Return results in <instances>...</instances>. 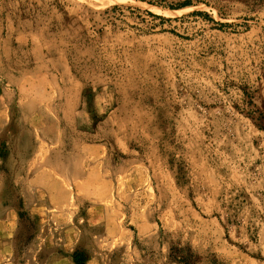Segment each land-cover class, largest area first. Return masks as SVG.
Listing matches in <instances>:
<instances>
[{"label": "rangeland", "instance_id": "rangeland-1", "mask_svg": "<svg viewBox=\"0 0 264 264\" xmlns=\"http://www.w3.org/2000/svg\"><path fill=\"white\" fill-rule=\"evenodd\" d=\"M259 118L264 0H0L12 264H264Z\"/></svg>", "mask_w": 264, "mask_h": 264}, {"label": "crops", "instance_id": "crops-1", "mask_svg": "<svg viewBox=\"0 0 264 264\" xmlns=\"http://www.w3.org/2000/svg\"><path fill=\"white\" fill-rule=\"evenodd\" d=\"M6 221H8V223ZM10 221H11V218H10ZM11 224H12V221L9 222V220H3L2 222H0V226L4 230L3 235H0V264H12L10 251L8 252V249L11 248V245L9 242V237L7 238L8 231L12 230ZM58 259L59 257L51 256L45 261V263L46 264H57V262H59ZM61 259L62 261L60 262H63L64 264H73V261L71 260V258L67 259L63 257Z\"/></svg>", "mask_w": 264, "mask_h": 264}, {"label": "trees", "instance_id": "trees-1", "mask_svg": "<svg viewBox=\"0 0 264 264\" xmlns=\"http://www.w3.org/2000/svg\"><path fill=\"white\" fill-rule=\"evenodd\" d=\"M259 121V122H258ZM255 122H258L257 123V127L264 131V119L263 118H259V119H256ZM76 264H83L84 263V260H80V261H76L74 260Z\"/></svg>", "mask_w": 264, "mask_h": 264}]
</instances>
